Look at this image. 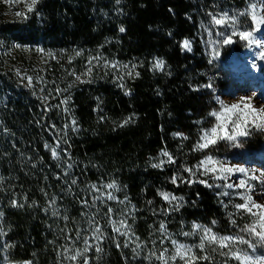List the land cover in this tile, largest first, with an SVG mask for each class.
I'll return each instance as SVG.
<instances>
[{
  "label": "trees",
  "instance_id": "1",
  "mask_svg": "<svg viewBox=\"0 0 264 264\" xmlns=\"http://www.w3.org/2000/svg\"><path fill=\"white\" fill-rule=\"evenodd\" d=\"M263 1L38 0L29 11L31 0H0V264H241L231 253L248 244L204 240L201 249L205 228L264 249L243 231H260L264 208L235 207L241 194L255 202L261 182L245 173L234 182L232 173L202 175L206 157L223 165L224 139L196 149L217 125L220 136L236 122L246 138L259 130L252 109L226 111L233 104L219 96L230 61L223 41L231 36L235 55L251 45L232 33L252 30V6L261 16ZM225 13L226 24L212 22ZM101 59L121 71H98ZM162 152L175 162L152 167L167 161ZM241 180L245 188L223 187ZM173 240L191 248L185 259H171Z\"/></svg>",
  "mask_w": 264,
  "mask_h": 264
},
{
  "label": "rangeland",
  "instance_id": "2",
  "mask_svg": "<svg viewBox=\"0 0 264 264\" xmlns=\"http://www.w3.org/2000/svg\"><path fill=\"white\" fill-rule=\"evenodd\" d=\"M261 16H264V1L262 3ZM264 29V26H262ZM222 34L215 39H223ZM254 40L259 43H252L245 50L235 55L234 49L225 48L224 55L230 59L228 64L223 66L226 86L220 96L228 104H240L252 109L264 124V30L254 33ZM98 71L114 72L121 71V64L116 60H98L95 62ZM94 69L88 68L85 75L91 74ZM254 122V120H252ZM261 143L258 144V143ZM218 161L228 167H242L246 175L255 177L261 182L260 189L251 191L255 202L264 206V129L258 130L255 136L246 138L237 136L234 140H223L220 151L217 153ZM233 172L231 180L234 182L238 176ZM241 256L247 254L250 257L264 256V249L255 246L249 251L239 250ZM5 264H29V262H9Z\"/></svg>",
  "mask_w": 264,
  "mask_h": 264
},
{
  "label": "snow or ice",
  "instance_id": "3",
  "mask_svg": "<svg viewBox=\"0 0 264 264\" xmlns=\"http://www.w3.org/2000/svg\"><path fill=\"white\" fill-rule=\"evenodd\" d=\"M38 2V0H31V4L28 5V10L32 11L33 7L35 6V4ZM117 3H119V0H117ZM252 13H251V18L254 22V27L252 28L251 31H240V32H236L233 31L232 35H239L241 40H246L248 41L250 44L252 43H259L260 41L258 40H254L251 39L253 37V34L256 32H259L262 29V26H264V16H258L255 5L252 6ZM247 13H241V15H246ZM19 15V13H18ZM230 18L228 17L227 13H225L224 15L220 16L219 18H217L216 16H212V22L215 25H224L228 22ZM233 20V24H235V19L232 18ZM121 32L124 31V28L120 29ZM232 38L231 36H227L223 43L224 44H231ZM182 48L183 49H187V50H191V45L190 42L188 40L183 41L182 44ZM77 55H79V53H77ZM261 56L264 57V53H261ZM155 68L157 69H163L164 67V62L163 61H157L156 64L154 65ZM29 84H31V78L29 77ZM77 79H79V77H77ZM205 87H212L211 84L205 85ZM61 103H67V101H61ZM239 106L237 104H233L230 106V108H225L226 111H231L233 109H237ZM210 115L216 116L217 120L221 119V114L220 113H211ZM128 121H125V123H127ZM73 125H75V120L72 121ZM239 127L238 122H236L233 125V131L232 134L230 135H226V136H220L218 133V130H222L220 125H217L215 127H213L212 129L205 131L204 134L201 136V141H203L202 143H199L196 146L197 150H202L204 148L209 147V145L211 144H215L217 142L218 139H228V140H234L236 138V136H247L248 132L244 131V130H239L237 131V128ZM257 128L260 129H264V124H256ZM75 130V129H74ZM175 135L177 136H182V133H176ZM186 139V137H185ZM52 155L53 157H55L57 155V152L55 149L52 150ZM162 156H166L168 157L167 161H163L161 160L160 163L158 164H153L152 167L154 168H160L162 167V165L164 163H174L175 161L173 160L172 156L167 153V152H162L161 153ZM217 161H214L212 157H206L204 160H202L200 162V165L198 167L203 168L204 171L202 173V175H207L208 173H215L217 171H219L221 173V175L215 176L214 178L216 179H223L226 180L227 177L223 175V173H228L231 174L233 172H240V173H246V170L242 167H224L223 165L220 166L219 169H217L215 167V165L217 164ZM209 165H211V167H209ZM186 172H189L191 175H195V173L193 172L192 169L190 168H186L185 169ZM177 179H179L176 176H173L172 178V183L175 184L177 182ZM252 179H255V177H252ZM192 181H188V183H191ZM200 183H204L206 186H211V185H207L206 181H200ZM246 186V181L241 180L239 184H231V183H225L223 185V187L225 188H245ZM107 188L109 189H114L116 187V185L114 183L111 184H107L106 185ZM248 187L250 188L251 186L248 185ZM93 188L95 189V185H93ZM103 195V194H102ZM160 195L162 196L163 199L165 200H175L176 197L175 196H170L169 193H160ZM223 195H229V193L225 192L223 193ZM108 198L109 199H115L114 196L111 195V193L108 194ZM241 199L244 201V203L242 204H237L235 207L237 208V210L240 209H244L246 211H248L249 213L252 212V208H264V206H261L259 204H256L255 202L252 201V197L250 195H246V194H241ZM13 204L15 205V201H13ZM251 205V207L249 206ZM109 212H111V209H109ZM253 215H255V213H252ZM213 223H215L213 221ZM258 226L260 231H257V224H253L250 226H246L243 231H247L249 232L251 235L253 236H257L259 237V241L261 243H264V212L261 213L260 217H259V222H258ZM161 230H164V225L161 224ZM201 226L200 225H193V229L198 230L200 229ZM116 231H120V229H115ZM97 231H99V229H97ZM205 235L201 238V244L199 245V247L201 249L204 248V240L209 241L210 243H218L220 245L221 248H226L228 247L230 244H235L237 242L241 243V244H248L249 248L254 249L255 245L250 243L249 241L245 240L243 237H231V236H216L215 234L212 233L211 229L209 228H205L203 229ZM184 235H189V233H184ZM173 245L176 246V253L174 256L171 257L172 260H175L177 257H179L180 259H185V255L187 253H191V248L183 245V244H178L175 240L172 241ZM85 251H87V248L85 249ZM77 255H79V253H77ZM231 255L233 257H235V259L240 260L241 264H264V256H257V257H250L247 254L241 256L238 253H231ZM164 254L161 253V256L159 257L160 259H163ZM72 259H75V256L72 257ZM197 259V257L195 256H190L189 260L190 261H195ZM204 259H207V257H205ZM85 264H87V262H85ZM165 264H167V261H165ZM187 264V262H186Z\"/></svg>",
  "mask_w": 264,
  "mask_h": 264
}]
</instances>
